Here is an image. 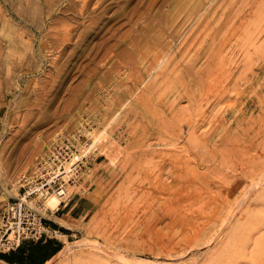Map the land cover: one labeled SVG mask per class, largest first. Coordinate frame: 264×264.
<instances>
[{
	"label": "rangeland",
	"instance_id": "obj_1",
	"mask_svg": "<svg viewBox=\"0 0 264 264\" xmlns=\"http://www.w3.org/2000/svg\"><path fill=\"white\" fill-rule=\"evenodd\" d=\"M2 20L31 50L2 23L0 210L62 142L87 158L61 205L88 210L31 204L70 229L49 264H264V0H0Z\"/></svg>",
	"mask_w": 264,
	"mask_h": 264
},
{
	"label": "built area",
	"instance_id": "obj_2",
	"mask_svg": "<svg viewBox=\"0 0 264 264\" xmlns=\"http://www.w3.org/2000/svg\"><path fill=\"white\" fill-rule=\"evenodd\" d=\"M76 153V142L70 139L54 147L25 183L20 198L0 210V251H15L23 243H36L47 235L46 220L31 204L59 192L66 183H74L87 161L86 156L80 158Z\"/></svg>",
	"mask_w": 264,
	"mask_h": 264
},
{
	"label": "crops",
	"instance_id": "obj_3",
	"mask_svg": "<svg viewBox=\"0 0 264 264\" xmlns=\"http://www.w3.org/2000/svg\"><path fill=\"white\" fill-rule=\"evenodd\" d=\"M5 22V25L11 29H13L18 36L17 32V25L15 22L9 21V20H2L0 22V27L2 23ZM18 39L20 42L25 44L27 46V50L23 57L28 54V52L31 50L30 45L21 39L18 36ZM5 49V63L6 64H11L14 61L17 60V58H13L10 60V63L6 62V55L7 51L9 49V45L7 40L2 38L0 36V49L1 47ZM22 57V58H23ZM85 210H88V208L85 205H80L78 202H74V204H67V205H61L59 210L57 211V214L54 215L55 219L62 220V219H68V216L70 218H73V214L75 212V215L79 212H84ZM55 219H48L49 222H46L47 225L49 226V230L47 232V235L42 238L40 241L33 243V242H25L23 243L18 249L12 252H3L0 251L1 254L6 255L10 259H12L13 264H42L46 259H50V257L53 256L54 251L57 247H61L60 252L55 254L50 260H48L45 264L51 262L56 256H58L62 252V243L58 239V235H61V237H66L70 235V229L62 226L58 220L56 221ZM75 219V218H73ZM66 235V236H64ZM0 263L3 264H9L3 260H0Z\"/></svg>",
	"mask_w": 264,
	"mask_h": 264
},
{
	"label": "bare ground",
	"instance_id": "obj_4",
	"mask_svg": "<svg viewBox=\"0 0 264 264\" xmlns=\"http://www.w3.org/2000/svg\"><path fill=\"white\" fill-rule=\"evenodd\" d=\"M190 115H191V114H190ZM187 119H188V118H187ZM205 119H206V118H205ZM205 122H206V121H205ZM201 123H202V122H201ZM203 123H204V122H203ZM209 123H210V122H209ZM194 124H195V123H194ZM221 125H222V124H221ZM193 126H194V125H193ZM249 127H250V126H249ZM190 130H191V129H190ZM192 130H193V129H192ZM236 131H237V130H236ZM190 133H191V134H190L191 136H190L189 138H192V137H193L194 139H192V142H194V141L196 140V142H194V143H196V144L198 145V138L195 139V137L192 136V133H193L192 131H191ZM218 133H219V132H218ZM208 136H209V135H208ZM213 136H214V135H212V137H213ZM202 138H203V137H202ZM215 140H216V139H215ZM217 140H218V139H217ZM223 140H224V139H223ZM226 140H227V139H226ZM230 140H231V139H230ZM230 140H229V141H230ZM235 140H236V139H235ZM236 142H237V141H236ZM221 143L225 144V141H224V142L222 141ZM229 143H230V142H229ZM229 143H228V144H229ZM221 145H222V144H221ZM194 146H195V144H194ZM204 146H205V145H204ZM204 146H202V147H204ZM225 146H226V144H225ZM217 147H218V146H217ZM191 148H192V147H191ZM198 148H199V147H198ZM206 148H207V147H206ZM218 148H219V147H218ZM218 148H217V149H218ZM183 149H185V147H183ZM186 149H187V148H186ZM193 150L196 152V149H193ZM201 150H205V147L202 148ZM201 150L198 149L199 152H201ZM221 150H222V149H221ZM224 150L227 151L228 149L226 150V149L223 148V151H224ZM237 150H238V149H237ZM185 151H186V150H185ZM223 151H221V152L223 153ZM225 151H224V152H225ZM243 151H244V150H243ZM205 152H206V150H205ZM231 152H232V151H231ZM185 153H186V152H185ZM206 153H207V152H206ZM218 153H219V152H218ZM192 154H193V153H192ZM203 154H204V153H203ZM220 154H221V153H220ZM224 154H225V153H224ZM230 154H231V153H230ZM232 154H235V153L232 152ZM239 154H241V153H239ZM244 154H245V153H244ZM196 155H197V153H196ZM226 155H227V154H226ZM241 155H242V154H241ZM199 156H200V157H201V156L203 157L202 152L200 153ZM192 157H193V156H191V159H192ZM195 157H196V156H195ZM202 157H201V158H202ZM201 158H200V161H198L199 158H198L197 161H198V162H201V161H202V163L204 164L206 161L201 160ZM77 159H79V158H77ZM192 160H193V159H192ZM193 161H194V160H193ZM207 161H209V160H207ZM206 163H207V162H206ZM203 166H204V165H203ZM187 167H188V166H187ZM190 168H191V167H190ZM194 169H195V167H194ZM194 169H193V171H194ZM191 170H192V168H191ZM187 171H189V170H187ZM193 171H191V172L194 173L195 171H194V172H193ZM191 172H190V173H191ZM192 173H191V174H192ZM181 178H182V177H181ZM190 179H193V176H192V178L190 177ZM188 180H189V179H188ZM256 182H257V181H256ZM257 184H258V183H257ZM257 184H256V185L254 184L255 187L258 186ZM254 185H253V186H254ZM185 186H186V185H185ZM176 187H177V186H176ZM183 188H184V187H183ZM67 195H68V192H67V190L64 189V188L61 189L59 192H55V193L51 194V198L48 200V202H47V204H46L47 209L50 210V211H52V212L58 210L59 206L61 205L62 201L65 200V197H66ZM49 197H50V196H49ZM235 222H236V221H235ZM233 228H234V227H233ZM232 230H233V229H232ZM232 232H233V231H232ZM232 232H231V233H232ZM231 237H232V236H231ZM228 239H229V238H228ZM228 241H229V240H228ZM230 241H231V240H230ZM225 243H226V242H225ZM227 244H228V243H227ZM221 245H222V244H221ZM241 245H242V244H241ZM230 246H231V245H230ZM232 246H234V245H232ZM173 247H174V246H173ZM222 247H223V246H222ZM238 247H239V246H238ZM241 247H242V246H241ZM220 248H221V247H220ZM233 248H234V247H233ZM233 248H232V249H233ZM235 248H236V247H235ZM232 249H231V250H232ZM240 249H241V248H240ZM243 249H244V248H243ZM161 250H162V249H161ZM231 250H230V252H231ZM169 251H170V250H169ZM228 251H229V250H228ZM240 251H241V250H239V252H240ZM242 251H243V250H242ZM242 251H241V252H242ZM232 252H233V250H232ZM226 253H227V252H226ZM223 254H224V252H223ZM230 254H231V253H230ZM230 254H229V255H230ZM240 254H242V253H240ZM246 254H248V256H249V253H246ZM246 254H244V255H246ZM234 255H235V254H234ZM244 255H243V256H244ZM220 256H222V254H221ZM223 256H224V255H223ZM231 256H233V253H232ZM239 257H241V256H239ZM245 257H246V256H245ZM245 257L243 258L242 261H244V259H246V261H247V258H245ZM226 258H227V257H226ZM218 259H221V258L219 257ZM225 260H226V259H225ZM227 260H228V258H227ZM238 260H239V259L237 258V261H238ZM229 261H230V260H229ZM231 261H232V260H231ZM242 261H239V262L241 263ZM222 262H223V261H222ZM239 262H238V263H239ZM49 263H50V262H49ZM49 263H47V264H49ZM224 263L226 264L225 261H224ZM234 263H235V262H234ZM245 263H247V262H245ZM229 264H230V263H229ZM231 264H232V262H231Z\"/></svg>",
	"mask_w": 264,
	"mask_h": 264
},
{
	"label": "trees",
	"instance_id": "obj_5",
	"mask_svg": "<svg viewBox=\"0 0 264 264\" xmlns=\"http://www.w3.org/2000/svg\"><path fill=\"white\" fill-rule=\"evenodd\" d=\"M60 250H61V247H57V248L55 249V251H54L53 256H54L55 254H57L58 252H60ZM53 256H52V257H53ZM52 257H50V259H51ZM50 259H46V261H44L42 264H45V263H46L48 260H50ZM0 260H3V261H5V262H7V263H9V264H13L12 259H10V258L7 257L6 255L1 254V253H0Z\"/></svg>",
	"mask_w": 264,
	"mask_h": 264
}]
</instances>
